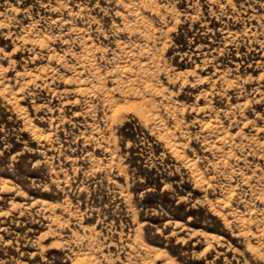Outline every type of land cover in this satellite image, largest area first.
Here are the masks:
<instances>
[{
    "label": "rangeland",
    "instance_id": "1",
    "mask_svg": "<svg viewBox=\"0 0 264 264\" xmlns=\"http://www.w3.org/2000/svg\"><path fill=\"white\" fill-rule=\"evenodd\" d=\"M0 264H264V0H0Z\"/></svg>",
    "mask_w": 264,
    "mask_h": 264
}]
</instances>
